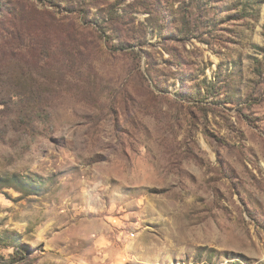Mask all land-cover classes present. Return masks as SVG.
I'll return each instance as SVG.
<instances>
[{"label":"rangeland","instance_id":"374dc122","mask_svg":"<svg viewBox=\"0 0 264 264\" xmlns=\"http://www.w3.org/2000/svg\"><path fill=\"white\" fill-rule=\"evenodd\" d=\"M0 264H264V0H0Z\"/></svg>","mask_w":264,"mask_h":264}]
</instances>
